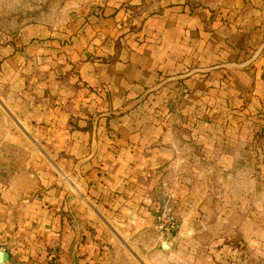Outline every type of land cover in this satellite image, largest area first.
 Wrapping results in <instances>:
<instances>
[{
	"label": "crops",
	"instance_id": "1",
	"mask_svg": "<svg viewBox=\"0 0 264 264\" xmlns=\"http://www.w3.org/2000/svg\"><path fill=\"white\" fill-rule=\"evenodd\" d=\"M124 5L140 11L131 26ZM101 14L73 44L63 34L42 49L27 46L30 62L42 57L44 68L58 65V76L51 68L39 79L33 65L20 75L14 60L4 63L12 113L77 176L92 203L74 200L31 154L26 171L9 182L0 176L3 264H264V234L250 231L242 261L221 231L226 210L248 203L242 195L228 202V189L238 190L235 173L223 176L235 161L223 148L253 136L241 115L264 113V0H108ZM4 139L28 147L15 132ZM180 147L190 148L185 159ZM181 159L209 168L167 187L165 172ZM219 166L214 204L207 179ZM257 196L255 207L264 209V192L261 202ZM163 212L178 230L159 239ZM192 221L204 230L191 232Z\"/></svg>",
	"mask_w": 264,
	"mask_h": 264
},
{
	"label": "rangeland",
	"instance_id": "2",
	"mask_svg": "<svg viewBox=\"0 0 264 264\" xmlns=\"http://www.w3.org/2000/svg\"><path fill=\"white\" fill-rule=\"evenodd\" d=\"M106 1L108 2V0H0V73H3L2 80H0V117H2L3 123H0L4 124L0 129V176L7 179L4 181L9 182L11 175L15 177L16 173L20 174L26 171L30 155L35 154L46 163L50 172L57 178L58 183L67 190L74 200L85 206L91 205L92 201L80 180L76 179L77 176L61 166L57 157L55 158L51 150L46 148L43 140L36 135L37 133L29 129L25 123L18 121L16 115L12 113L14 112L12 106L14 107L16 98L11 99L6 95V92L10 89V72L6 71L4 63L6 60H14L20 75H25L24 70L33 65L30 75L39 76V79L50 73L51 68V72L56 73V76H58V65L55 66L52 63L48 69L44 68L42 57L34 63L30 62L31 56L27 54V46L35 44L42 49L50 39L63 38V34L69 36H67L64 43L73 44L76 40H73V38H76L77 35L80 36L92 24L93 17L102 15ZM121 8L128 14L130 11L129 23L138 18L140 12L138 8L125 5ZM131 25L133 23H130ZM29 28L36 30L38 33L33 31V35L37 36L22 40L23 32ZM57 34H59L58 37ZM21 43L25 44L21 45ZM16 44L19 45L17 48L15 47ZM14 47L15 49L12 50ZM17 51L19 54H17ZM41 54L43 53L41 52ZM30 88L29 92H32ZM24 89L25 87L20 88L16 95L21 96ZM5 120L13 125L9 126L10 124L8 125ZM240 120L245 121L249 126L255 127L254 133L252 137H245L240 140L237 145H228L223 148L224 153L235 158L232 168L223 176L228 177L229 173L236 174L231 182L237 185L238 195L235 196L232 189H228V202L232 204L234 198L242 195L243 200L248 201V203L240 209L237 206L234 211L226 210V222L223 224L221 231L223 230L224 233V243L233 252L236 250L238 258H242V261H244V257H247L249 253L247 238L251 236L250 231L254 229L255 234L259 233L260 236L264 234V209H257L254 205L257 195H259V201H262L260 193L264 192V113L241 115ZM7 132H15L28 147L22 144L12 145L7 142L4 139ZM188 154H190L189 147H180L177 155L185 159ZM201 162L193 163L182 160L173 169L166 170L164 178H166L167 187L176 178L181 183L182 175L189 176L198 170H208V162ZM219 169H221L220 166L215 168L217 173L210 174V179H207L214 190L212 195L215 199L214 204H217L218 189L222 186L220 180L222 174L218 173ZM191 181L196 185L197 182L202 183L203 178L194 177ZM161 196L164 199V194ZM251 201L253 204H251ZM203 219V217L200 218V220ZM252 222L255 226H250ZM189 228L193 233L204 230L203 225L201 226L199 222L194 221L189 223ZM204 233L206 234V232ZM131 251L135 252V249L131 247Z\"/></svg>",
	"mask_w": 264,
	"mask_h": 264
},
{
	"label": "built area",
	"instance_id": "3",
	"mask_svg": "<svg viewBox=\"0 0 264 264\" xmlns=\"http://www.w3.org/2000/svg\"><path fill=\"white\" fill-rule=\"evenodd\" d=\"M177 230H178V221L174 217L170 216L166 212H163L158 217L156 231L158 233L159 239L171 238L172 236L175 235ZM6 251H7L6 246L0 243V254L5 253Z\"/></svg>",
	"mask_w": 264,
	"mask_h": 264
},
{
	"label": "water",
	"instance_id": "4",
	"mask_svg": "<svg viewBox=\"0 0 264 264\" xmlns=\"http://www.w3.org/2000/svg\"><path fill=\"white\" fill-rule=\"evenodd\" d=\"M162 248L165 251H170L172 249L171 242L169 240H164L162 243ZM3 255L5 257L3 260L0 261V264L6 263L8 261V254L7 253H1L0 256Z\"/></svg>",
	"mask_w": 264,
	"mask_h": 264
}]
</instances>
